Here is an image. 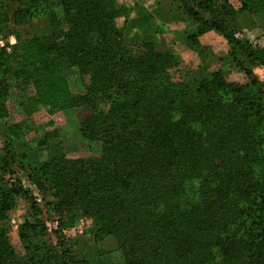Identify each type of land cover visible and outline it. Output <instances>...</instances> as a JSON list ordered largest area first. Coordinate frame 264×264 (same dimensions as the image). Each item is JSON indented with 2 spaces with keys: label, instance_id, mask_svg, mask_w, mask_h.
<instances>
[{
  "label": "trees",
  "instance_id": "obj_1",
  "mask_svg": "<svg viewBox=\"0 0 264 264\" xmlns=\"http://www.w3.org/2000/svg\"><path fill=\"white\" fill-rule=\"evenodd\" d=\"M251 1L238 0L235 8L230 0H177L170 8L171 17L194 27L185 44L202 63L213 53L201 36L212 31L226 40L228 59L247 76L244 85L227 82L221 70L174 80L180 58L159 42L154 16L142 7L128 17L131 10L114 0H58L59 18L51 0H10L11 11L0 1V35L16 40L11 75L31 87L32 104L48 115L86 106L81 137L99 145L86 160L67 159L59 143L44 161L30 163L24 150L11 162L41 200L51 189L59 211L91 216L97 234L115 241L122 264H264V80L251 71L254 63L264 70V43L241 38L242 16L264 23V0L257 10ZM43 17L46 32H18ZM125 31L135 35L130 46ZM10 53L0 51V63ZM72 67L89 80L80 94L65 76ZM6 90L0 88V119L9 115ZM23 124L8 126L7 142L24 144ZM7 164L0 157V264H89L73 258L64 241L57 259L53 247L28 239L27 228L44 237V223L25 221V254L15 252L5 230L14 196L25 192L31 211H41L21 182L4 180Z\"/></svg>",
  "mask_w": 264,
  "mask_h": 264
},
{
  "label": "rangeland",
  "instance_id": "obj_2",
  "mask_svg": "<svg viewBox=\"0 0 264 264\" xmlns=\"http://www.w3.org/2000/svg\"><path fill=\"white\" fill-rule=\"evenodd\" d=\"M5 4L8 11L12 10L10 0H0ZM53 2L52 11L62 18V11L58 0ZM116 5L125 10H131L128 17H136L135 10L138 7L144 8L154 16L160 34L157 38L165 47L173 49L180 58L178 68L172 70L174 80L188 81L192 77H205L215 71H222L227 82L244 85L248 82L247 76L242 70H239L235 64L228 59L229 47L226 40L210 31L199 38L200 44L213 53L207 64L202 63L200 58L191 51L185 44V36L193 30L188 20L171 17L170 8L177 0H114ZM231 4L238 8V0H230ZM249 5V4H248ZM252 10L258 9V0L251 1ZM244 18V27L241 32V38L254 45L264 43V23L257 18ZM173 18V19H172ZM125 16L116 19V24L123 27ZM49 26L47 17L41 19L34 18L30 23L18 27L21 35H33L44 33ZM135 35L132 31H125L123 34V44L130 46ZM7 61L0 63V88L7 87V93L2 102L9 110V115L5 119H0V157L4 158L9 164L2 168V175L9 184L17 185L18 182L28 194L39 203L40 213L37 211L32 215L30 209L31 200L28 195L21 193L14 196L13 203L7 213L5 221L6 235L13 246L15 252L24 256V243L20 237V227L28 221L29 224L44 223L47 227L46 235H38L39 229L30 231L25 230L28 239L35 243L45 242L53 247V255L59 259L62 248L60 242L65 243V248L69 250L70 255L77 260H85L89 264H122L123 255L118 249L114 240L102 239L97 234V228L94 226L93 218L89 215H83L75 209L59 211L55 207L57 199L53 195V190L45 189L42 192L44 199L41 200V194L35 189L29 180L26 172L21 170L17 163L11 162L10 155L26 150L29 155L30 163L36 160L44 161L50 154L52 145L63 143L65 149L63 152L67 159L86 160L98 155L99 145L93 141H88L81 137L80 127L82 122L88 117L86 106H78L66 112H56L48 115L41 107L34 106L31 102L33 91L31 87L21 84L17 81L10 71V66L15 62L14 53L7 54ZM204 65V66H203ZM200 67V68H199ZM252 74L259 80H264V70L256 63L251 67ZM66 79L73 94L84 92V85L89 82L87 77L81 78L76 67L66 70ZM3 86V87H2ZM1 102V101H0ZM28 106V107H27ZM28 108V109H26ZM26 109V110H25ZM29 113V114H28ZM23 121L24 135L21 140L24 144L7 142L8 126L14 122ZM10 143V144H9ZM10 149L9 153L6 146ZM27 145V147H25ZM28 148V149H27ZM17 160V156L14 158ZM23 163H27L23 160ZM67 216H72L67 219ZM40 220V221H39ZM42 221V222H41ZM46 264H58L54 259Z\"/></svg>",
  "mask_w": 264,
  "mask_h": 264
},
{
  "label": "built area",
  "instance_id": "obj_3",
  "mask_svg": "<svg viewBox=\"0 0 264 264\" xmlns=\"http://www.w3.org/2000/svg\"><path fill=\"white\" fill-rule=\"evenodd\" d=\"M133 2L134 0H129ZM16 40L14 36L3 37L0 35V51H5L10 53L12 51V47L15 44Z\"/></svg>",
  "mask_w": 264,
  "mask_h": 264
},
{
  "label": "crops",
  "instance_id": "obj_4",
  "mask_svg": "<svg viewBox=\"0 0 264 264\" xmlns=\"http://www.w3.org/2000/svg\"><path fill=\"white\" fill-rule=\"evenodd\" d=\"M172 51H173V49H172ZM174 52V51H173ZM175 54H177L176 52H174Z\"/></svg>",
  "mask_w": 264,
  "mask_h": 264
}]
</instances>
